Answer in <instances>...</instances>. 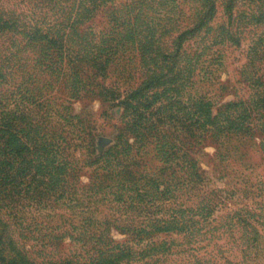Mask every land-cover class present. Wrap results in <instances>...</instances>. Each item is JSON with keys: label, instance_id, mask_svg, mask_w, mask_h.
Here are the masks:
<instances>
[{"label": "trees", "instance_id": "1", "mask_svg": "<svg viewBox=\"0 0 264 264\" xmlns=\"http://www.w3.org/2000/svg\"><path fill=\"white\" fill-rule=\"evenodd\" d=\"M15 1L0 0V209L8 216L13 218L18 207L44 206L47 200L76 195L77 146L84 149V162L93 166L88 189L109 194L120 211L146 217L162 213L182 221L212 213L216 200L235 196V192L264 197V178L260 175L252 180V169L249 174L233 170L244 187L231 191L206 188L208 178L193 155L200 141L210 138L218 145L222 161H235L243 155L237 147L256 137L264 155L261 77H249L255 87L252 96L226 101L214 112L210 100L183 95L192 82L194 64L183 63L187 59L180 58L181 50L165 53L146 46L155 34L146 15L158 2ZM197 1L202 11L192 27L179 33L180 39L199 29L216 0ZM247 2L264 16V0ZM103 7L112 22L109 30L96 32L85 27ZM130 43L160 59L165 56V66L150 57L154 68H147L138 86L121 91L96 83L98 90L89 88L90 74L104 77L116 54ZM250 50L252 63L258 49ZM58 85L69 97L94 93L122 108L123 126L98 155L91 130L85 132L82 119L51 94ZM73 132H84L88 140L82 145L73 143ZM148 153L160 163L154 170L147 166ZM88 222L86 226L92 224ZM8 226L0 222V264H121L131 253L130 246L118 247L99 234L77 232L74 239L94 244V256L38 261L18 244Z\"/></svg>", "mask_w": 264, "mask_h": 264}, {"label": "rangeland", "instance_id": "2", "mask_svg": "<svg viewBox=\"0 0 264 264\" xmlns=\"http://www.w3.org/2000/svg\"><path fill=\"white\" fill-rule=\"evenodd\" d=\"M7 1L16 3L15 0ZM154 1L159 4H154L147 12L146 20L155 34L146 46L165 53L179 49L180 58L187 59L183 63L194 64L191 66L192 82L183 91L185 97L202 96L210 100L215 112L226 101L253 95L255 87L249 77H261L264 81V51L261 49L264 16L260 17L255 7L247 0H216L214 9L199 29L180 39L179 33L192 27L195 17L202 11L200 2ZM253 14L255 18L251 19ZM111 25L106 7L85 23V27L96 32H107ZM253 47H257L258 54L251 63L250 49ZM150 57L165 66V56L160 59L153 52H142L133 43L116 54L104 77L90 74L88 87L98 90V83L124 91L138 86L147 68H154ZM51 94L58 98L56 102L63 101L69 107L67 111L82 119L85 132L91 130L97 155L113 142L115 133L123 126L122 108L100 95L86 93L73 98L60 85ZM71 136L72 142L80 145L88 140L84 132H73ZM259 140L256 137L239 145L237 151L243 155L235 161H222L214 140L200 141L193 155L208 178L206 188L231 191L244 187L233 170L249 174L252 169V180L260 175L264 178V155L259 150ZM76 149L74 156L79 166L76 195L47 200L44 206L18 207L13 218L4 208L0 209V222L8 223L18 244L24 246L31 257L40 261L78 254L94 256L92 242L84 244L73 238L77 232H88L99 234L112 245L130 246L128 258L131 259H123L121 264L127 261V264H264V197L238 196L239 192H235V196L216 200L212 213L182 221L162 213L146 217L120 211L119 203L112 201L109 194H94L93 189H88L93 166L84 162V149L81 146ZM147 156L148 168L154 170L160 165L150 153ZM248 166L252 168H246ZM85 221L92 224L86 226Z\"/></svg>", "mask_w": 264, "mask_h": 264}]
</instances>
